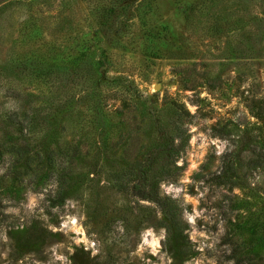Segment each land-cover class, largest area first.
Returning <instances> with one entry per match:
<instances>
[{
    "label": "rangeland",
    "instance_id": "1",
    "mask_svg": "<svg viewBox=\"0 0 264 264\" xmlns=\"http://www.w3.org/2000/svg\"><path fill=\"white\" fill-rule=\"evenodd\" d=\"M261 108L264 0H0V264H264Z\"/></svg>",
    "mask_w": 264,
    "mask_h": 264
},
{
    "label": "trees",
    "instance_id": "2",
    "mask_svg": "<svg viewBox=\"0 0 264 264\" xmlns=\"http://www.w3.org/2000/svg\"><path fill=\"white\" fill-rule=\"evenodd\" d=\"M254 113L256 114L257 117H259L264 122V108H261L259 111L254 112ZM39 237H41L39 233L33 234V231H30L28 232V235L24 239L28 240L30 238L29 243L31 245L33 244L36 245L38 244V241H41V238ZM33 238L35 239L34 242H33Z\"/></svg>",
    "mask_w": 264,
    "mask_h": 264
}]
</instances>
